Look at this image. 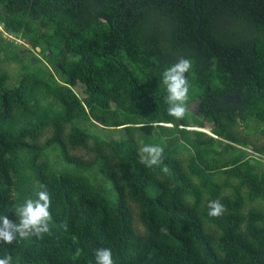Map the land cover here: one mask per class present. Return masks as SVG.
<instances>
[{
    "label": "trees",
    "instance_id": "obj_1",
    "mask_svg": "<svg viewBox=\"0 0 264 264\" xmlns=\"http://www.w3.org/2000/svg\"><path fill=\"white\" fill-rule=\"evenodd\" d=\"M0 28V215L50 199L48 232L0 258L264 264V0H0ZM180 59L176 120L161 73Z\"/></svg>",
    "mask_w": 264,
    "mask_h": 264
},
{
    "label": "clouds",
    "instance_id": "obj_2",
    "mask_svg": "<svg viewBox=\"0 0 264 264\" xmlns=\"http://www.w3.org/2000/svg\"><path fill=\"white\" fill-rule=\"evenodd\" d=\"M191 64L188 59H180L171 64L161 73V81L165 86L164 102L167 105L166 112L176 120L184 117L186 111L187 94L189 85L185 73L189 71ZM163 149L159 145L142 144L139 148L140 163L146 167L157 165L161 160ZM35 193V198L25 199L15 207L14 216L18 221L13 222L7 215H0V241L10 245L14 240L31 236L40 237L49 230V194L43 190ZM223 210V206L217 201L208 203V215L217 216ZM95 264H113L112 253L108 248H98L94 252ZM0 264H10V257L0 258Z\"/></svg>",
    "mask_w": 264,
    "mask_h": 264
},
{
    "label": "rangeland",
    "instance_id": "obj_3",
    "mask_svg": "<svg viewBox=\"0 0 264 264\" xmlns=\"http://www.w3.org/2000/svg\"><path fill=\"white\" fill-rule=\"evenodd\" d=\"M8 38V37H7ZM19 44V43H18ZM20 53L22 54V55H26L25 54V51L24 52H22V51H20ZM28 56L29 55H31V59L30 60H33V58H40L41 56L38 54V50L36 49V50H33V51H29L28 52V54H27ZM1 68H3L4 70H6V72L9 74V80H10V83H12V81L15 79V77H16V73L18 72V69H17V64L16 63H11V62H9V63H6V62H4V63H1ZM19 73V72H18ZM195 104H191V106H190V109L191 110H194L195 109ZM188 129H194V128H188ZM206 131V133H208L207 132V130H205ZM249 151V150H248ZM79 156H82V154H80ZM83 158L84 159H86V157L85 156H83Z\"/></svg>",
    "mask_w": 264,
    "mask_h": 264
},
{
    "label": "built area",
    "instance_id": "obj_4",
    "mask_svg": "<svg viewBox=\"0 0 264 264\" xmlns=\"http://www.w3.org/2000/svg\"><path fill=\"white\" fill-rule=\"evenodd\" d=\"M0 29H1V28H0ZM1 36H2V38H4V39L6 38V35H5V34H1Z\"/></svg>",
    "mask_w": 264,
    "mask_h": 264
},
{
    "label": "water",
    "instance_id": "obj_5",
    "mask_svg": "<svg viewBox=\"0 0 264 264\" xmlns=\"http://www.w3.org/2000/svg\"><path fill=\"white\" fill-rule=\"evenodd\" d=\"M195 0H193V2H194ZM29 52V51H28Z\"/></svg>",
    "mask_w": 264,
    "mask_h": 264
}]
</instances>
